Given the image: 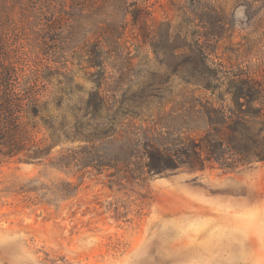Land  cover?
Wrapping results in <instances>:
<instances>
[{
    "label": "trees",
    "instance_id": "trees-1",
    "mask_svg": "<svg viewBox=\"0 0 264 264\" xmlns=\"http://www.w3.org/2000/svg\"><path fill=\"white\" fill-rule=\"evenodd\" d=\"M210 1L190 0L193 7L183 13L191 39L173 41L168 29L155 37L147 0H0V159L40 164L53 156V165L109 172L119 184L145 183L180 169L217 164L237 171L264 163V58L256 61L258 45L250 34L241 35L236 55L242 62L230 72L211 68L209 58L210 44L255 25L264 0H244L241 24ZM24 24L34 35L27 47L36 45L46 66L58 69L53 91L23 75ZM132 45L139 51L150 45L158 59L189 69L184 84L195 90L183 107L195 119L172 133L162 121H150L139 106L149 104L147 89L136 92L112 70L135 59ZM74 55L96 70L89 79L94 87L76 99L69 66Z\"/></svg>",
    "mask_w": 264,
    "mask_h": 264
},
{
    "label": "rangeland",
    "instance_id": "rangeland-1",
    "mask_svg": "<svg viewBox=\"0 0 264 264\" xmlns=\"http://www.w3.org/2000/svg\"><path fill=\"white\" fill-rule=\"evenodd\" d=\"M146 3L156 38L168 29L173 41L191 39L193 28L183 13L193 7L190 0ZM209 4L224 7L239 24L246 19L244 0ZM27 26L20 27L19 38L27 51L23 75H34L30 79L37 77L38 86L53 91L58 69L46 66L36 45L27 47L26 39L34 36ZM249 29L210 44V67L230 72L242 62L236 49L246 34L258 45L261 61L264 12ZM131 51L135 59L112 70L136 92L147 89L149 104L139 106L150 121H162L172 133L195 119L183 107L195 90L184 84L189 69L158 59L150 45L141 51L132 45ZM70 60L76 99L94 87L89 79L96 70L86 69L75 55ZM50 159L40 164L0 159V264H264V163L237 171L217 164L204 171L180 169L145 183L119 184L109 172L63 169Z\"/></svg>",
    "mask_w": 264,
    "mask_h": 264
}]
</instances>
